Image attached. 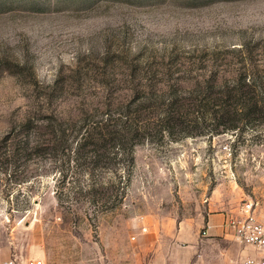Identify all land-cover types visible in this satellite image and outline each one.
<instances>
[{
	"label": "rangeland",
	"instance_id": "374dc122",
	"mask_svg": "<svg viewBox=\"0 0 264 264\" xmlns=\"http://www.w3.org/2000/svg\"><path fill=\"white\" fill-rule=\"evenodd\" d=\"M239 78L264 83V0H0V259L234 264L214 219L253 201L264 224V117L171 140L145 110L124 190L129 144L103 164L71 148L82 116L133 111L147 85Z\"/></svg>",
	"mask_w": 264,
	"mask_h": 264
},
{
	"label": "trees",
	"instance_id": "16d2710c",
	"mask_svg": "<svg viewBox=\"0 0 264 264\" xmlns=\"http://www.w3.org/2000/svg\"><path fill=\"white\" fill-rule=\"evenodd\" d=\"M211 88L212 85L205 84L202 95L186 98L172 90L165 95L153 85H147L146 93L136 95L134 102L137 101L138 107L133 111H105L96 120L82 116L71 153L76 159L80 157L103 164L114 159L119 154V149L129 144V170L124 181V190L130 179L129 171L134 164L133 146L150 132L147 117L156 118L154 127L158 128L160 137L167 136L171 140L194 134L202 135L203 132L198 128H202L208 119L213 121V129L210 132L218 134L225 130L237 129L240 122H254L264 117V98L255 95V89H258L264 96V83H249L245 78H239L234 84L222 85L217 91ZM144 102H147V105L142 109ZM189 106L197 108L196 111L188 112ZM145 110H150L147 117L143 116ZM50 128L51 135L55 138L64 132L60 127Z\"/></svg>",
	"mask_w": 264,
	"mask_h": 264
},
{
	"label": "built area",
	"instance_id": "2783aa9c",
	"mask_svg": "<svg viewBox=\"0 0 264 264\" xmlns=\"http://www.w3.org/2000/svg\"><path fill=\"white\" fill-rule=\"evenodd\" d=\"M210 225L208 224V227ZM226 234H230L241 246L248 247L251 252L236 261L235 264H264V224L260 223L255 214L254 202L244 201L235 213H226L221 222ZM142 227L140 232H146ZM136 236L132 235V239ZM0 264H44L34 259L25 262L15 257L0 259Z\"/></svg>",
	"mask_w": 264,
	"mask_h": 264
},
{
	"label": "crops",
	"instance_id": "0c3cea01",
	"mask_svg": "<svg viewBox=\"0 0 264 264\" xmlns=\"http://www.w3.org/2000/svg\"><path fill=\"white\" fill-rule=\"evenodd\" d=\"M214 221L215 222H220V221L222 222V219H219V217H218V218H215ZM221 222H220V227H221ZM208 224H209V222H208ZM221 230L223 231L222 227H221ZM216 232H218V231H216ZM195 250H196V248H195ZM230 250H231L232 255H233L232 261L234 262V264L236 263V261L238 259H240L244 255H246V254L251 252V250L248 247H243L239 243H238V246L237 245H235L233 247L231 246V247H229V249H227V251H230Z\"/></svg>",
	"mask_w": 264,
	"mask_h": 264
}]
</instances>
